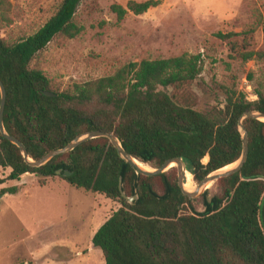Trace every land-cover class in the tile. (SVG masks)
I'll return each instance as SVG.
<instances>
[{
  "label": "trees",
  "instance_id": "16d2710c",
  "mask_svg": "<svg viewBox=\"0 0 264 264\" xmlns=\"http://www.w3.org/2000/svg\"><path fill=\"white\" fill-rule=\"evenodd\" d=\"M82 1L62 0L36 32L18 40L6 39L0 31V80L7 90L4 124L25 144L30 158L41 159L80 135L101 130L116 134L132 156L152 168L184 157L198 184L238 161L243 151L239 119L247 111L264 112V85L255 88V101L224 88L222 102L199 109L191 88L203 81L201 53L129 62L113 74L63 90L34 66L56 36L74 38L83 32L75 22ZM163 1L129 0L126 7L113 4L112 10L121 20L130 11L141 15ZM6 2L0 0V5ZM234 35L217 33L221 39ZM255 55L239 54L244 60ZM244 124L247 162L219 179L215 193L208 189L200 198L183 193L177 167L160 175L139 173L105 137L35 167L0 131V166L10 169L0 183L33 174L45 186L63 169L72 173L61 176L73 187L119 202L93 237L106 264H264V122L247 118ZM121 178L126 195L137 196L133 203L122 195ZM18 191L12 186L1 193Z\"/></svg>",
  "mask_w": 264,
  "mask_h": 264
},
{
  "label": "rangeland",
  "instance_id": "374dc122",
  "mask_svg": "<svg viewBox=\"0 0 264 264\" xmlns=\"http://www.w3.org/2000/svg\"><path fill=\"white\" fill-rule=\"evenodd\" d=\"M61 1L7 0L0 5L1 35L18 40L33 34ZM128 1L83 0L75 16L83 32L74 38L56 36L34 66L63 90L113 74L129 62L201 53L203 81L191 88L199 109L222 102L224 88L243 92L250 101L258 98L255 88L264 85V0H164L144 14L130 11L120 20L112 5L126 7ZM219 32L236 35L221 39ZM247 51L255 57L239 56ZM4 174L0 166V178ZM62 176L47 178L45 186L33 174L0 183V264L30 255L38 264L58 263L62 259L52 257L56 240L88 239L119 208V202L73 187ZM12 186L19 191L1 193ZM210 189L215 193L217 182ZM91 264H106L101 249L93 253Z\"/></svg>",
  "mask_w": 264,
  "mask_h": 264
},
{
  "label": "water",
  "instance_id": "95a60500",
  "mask_svg": "<svg viewBox=\"0 0 264 264\" xmlns=\"http://www.w3.org/2000/svg\"><path fill=\"white\" fill-rule=\"evenodd\" d=\"M0 91H1V103H0V131L3 134V136L17 145L21 151L23 156L25 157L26 161L30 163L32 166L35 167H41L46 165L51 159L54 157L68 153L72 150H74L76 147L81 145L82 143L94 139V138H100V137H105L108 138L113 146L117 149L120 157L125 160L127 163H129L132 167L136 168L139 173H142L144 175H160L163 174L170 169H172V164H175V167L178 169V183L179 186L181 187L183 193L191 198H198L201 195H203L206 190L210 189L211 185L215 182H217L219 179L223 177H228L234 173H237L240 171L245 163L248 160L249 156V134L248 131L245 127L244 121L247 118L251 119H258L260 121L264 122V112L261 110H253V111H247L245 112L239 119V129L242 134V139H243V151L240 159L236 161L235 163L231 164L232 167L230 168H222L218 169L212 173H210L208 176H206L199 184L195 186L193 190H188L185 187V180L187 177V172L190 169L188 161L184 157H175L168 159L161 167L159 168H142L138 162L137 158L132 156L122 145L121 140L118 138V136L114 133H109L101 130H95V131H89L83 135H80L76 137L73 141H71L68 145H66L63 148L56 149L54 151L49 152L47 155L42 157L41 159L34 160L30 158L29 152L27 150V147L25 144L16 138L15 136L9 134L6 131L5 124H4V114H5V108H6V103H7V90L3 82L0 80ZM45 95L47 96H56V93L50 92V91H45ZM229 166V165H228ZM57 174L63 175L64 177L70 176L72 173L70 171H63V169L57 170ZM193 174V173H192ZM194 178V175H193ZM120 190L122 192L123 197H125L130 203H133L136 199L137 196L133 197H128L126 193L123 191V183H122V178L120 179Z\"/></svg>",
  "mask_w": 264,
  "mask_h": 264
},
{
  "label": "crops",
  "instance_id": "0c3cea01",
  "mask_svg": "<svg viewBox=\"0 0 264 264\" xmlns=\"http://www.w3.org/2000/svg\"><path fill=\"white\" fill-rule=\"evenodd\" d=\"M4 176H8L10 169H4ZM3 177V178H5ZM22 179V178H21ZM20 179V180H21ZM99 228H94L90 233L88 239L82 240V238H76L73 240H56V246L54 247L57 250L56 256H53V259H62L56 264H91L93 261V253L97 251V248L93 244V237ZM71 245V246H70ZM102 251V250H101ZM17 260V262H16ZM38 259L34 258L33 255L29 257H18L13 261V264H38ZM77 261L78 263H74ZM51 262L48 261V264ZM52 263V264H55Z\"/></svg>",
  "mask_w": 264,
  "mask_h": 264
},
{
  "label": "bare ground",
  "instance_id": "6f19581e",
  "mask_svg": "<svg viewBox=\"0 0 264 264\" xmlns=\"http://www.w3.org/2000/svg\"><path fill=\"white\" fill-rule=\"evenodd\" d=\"M138 164L142 167V168H148L143 162H141L140 160L137 159ZM175 166V164H172V167ZM232 167V165L227 166L226 168H230ZM193 180V174L191 172V169L188 170L187 172V177L185 180V187L188 190H193L196 186V184L192 181Z\"/></svg>",
  "mask_w": 264,
  "mask_h": 264
}]
</instances>
